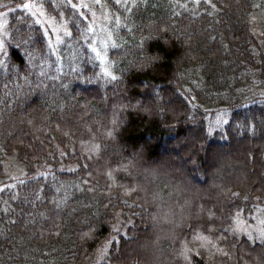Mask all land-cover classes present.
I'll use <instances>...</instances> for the list:
<instances>
[{
	"label": "trees",
	"instance_id": "1",
	"mask_svg": "<svg viewBox=\"0 0 264 264\" xmlns=\"http://www.w3.org/2000/svg\"><path fill=\"white\" fill-rule=\"evenodd\" d=\"M28 3L63 26L58 42ZM0 11V264H94L113 235L98 264H157L139 249L156 238L171 264H264V240L230 228L264 203V0H0ZM225 148L250 182L235 173L195 190ZM166 153L192 182L180 197L162 167L149 168L157 190L141 180ZM8 157L22 166L14 178Z\"/></svg>",
	"mask_w": 264,
	"mask_h": 264
},
{
	"label": "rangeland",
	"instance_id": "2",
	"mask_svg": "<svg viewBox=\"0 0 264 264\" xmlns=\"http://www.w3.org/2000/svg\"><path fill=\"white\" fill-rule=\"evenodd\" d=\"M82 1V0H81ZM85 8H89V4L88 1L84 2L83 5ZM28 8L30 10H32L40 19V21L44 22V28L46 31V34L49 36L51 41H54L55 43L58 42L60 40L61 37V30H63V26L58 25L54 22H52L51 19L47 18L43 12V10L35 3H30L28 4ZM260 16L261 13H254V15L252 16V22H253V26L254 29H257L256 26H258L259 24V20H260ZM102 20L103 21L106 18V15L103 14ZM98 24H100V21L97 22ZM5 21L3 18V13L0 11V53H1V49H2V33H3V27H4ZM103 52L100 54V58L103 60L104 56H103ZM138 105H135V107H137ZM99 116V115H97ZM90 117V115L88 116ZM78 122L81 123V120H79ZM95 123V122H94ZM86 128H89L86 126ZM222 155L220 156H213L211 157L212 160L216 161V166L218 167V169L222 170L220 173L218 171L213 172L212 175V181L210 183H207L206 185H199V187L195 186V190H200L201 189H207V188H214L215 187H221V182H222V178H228L230 177V175L232 176V178L234 177L235 173L237 175L240 176L239 182L242 181H248L246 180L245 175H242V171L244 170V166L243 163L241 162L240 158L238 159H234L232 153H231V149L225 148L223 150L220 151ZM180 156L183 155H187L188 153L186 151L180 152L179 153ZM192 155V154H191ZM168 158V159H167ZM210 158V155H209ZM179 158L177 157V155L175 153H173V155H170L169 153H166V155H163V157H161L159 160L157 161H153V162H149V161H144V163H146V166L148 167L145 170V173L142 176V182H147L150 185H155V189L157 190L160 186V182L158 180V175L161 177L162 181H165L167 184L170 185V194L168 196H170L171 194L176 196V197H180V193H182V191H187L185 189H183L184 186L183 183L186 185V183H192L191 179H182L181 182L180 178L178 177V175H174L177 174L179 171L177 170L178 168V164H179ZM184 162V161H183ZM157 167H162L163 171L158 170V175L157 177L154 175L153 172H151L150 169H156ZM177 167V168H176ZM150 168V169H149ZM183 168V166H182ZM22 167L19 165V163H17L14 158L12 157H8L6 160V171L8 174L9 178H14L16 176H18L21 172H22ZM161 169V168H160ZM157 170V169H156ZM170 170V171H169ZM214 180V181H213ZM250 182V181H248ZM206 186V187H205ZM182 189H181V188ZM178 188L181 189L178 191ZM194 190V189H193ZM167 196V197H168ZM153 200L155 202V206L157 205H162L164 204L163 201H161V199H159V195L155 194L153 195ZM157 208V207H156ZM203 211V206L201 207V211ZM157 212V211H156ZM155 212V215H157ZM154 214L151 215V218L149 219L150 221H152L151 223V227L153 225V222H155L158 219H162V218H158L159 216H155ZM120 224V218L114 223V228H118ZM150 227V225H149ZM150 227V228H151ZM231 230H233L234 232L238 233V234H242L252 240H256V239H260V240H264V203L262 205H258L252 214V220H246L241 212H237L235 214V216L232 219V223H231ZM117 232V229H114ZM115 235L111 236L109 239H107L98 249L97 251V255L95 257V262L94 264H98L99 262H101L104 258H101V252L102 250L106 249L108 246V243L112 240V237L114 238ZM145 244V243H144ZM163 243L161 241L160 238H156L154 240V242H149L147 246L143 245L139 246V249H146L144 251H146V253H148L149 256L153 257L154 260L156 261L157 264H162L164 261L168 262V264H171V262L175 259L174 255H171V251L168 252H163L162 248H163ZM146 247V248H145ZM106 251H103V256L105 254Z\"/></svg>",
	"mask_w": 264,
	"mask_h": 264
},
{
	"label": "snow or ice",
	"instance_id": "3",
	"mask_svg": "<svg viewBox=\"0 0 264 264\" xmlns=\"http://www.w3.org/2000/svg\"><path fill=\"white\" fill-rule=\"evenodd\" d=\"M118 2H119V0H118ZM24 7H28V5L27 4H25L24 5ZM87 235V234H86ZM103 251H106V249H104V250H102V252H101V258H103ZM188 257L187 256H185V259H187Z\"/></svg>",
	"mask_w": 264,
	"mask_h": 264
}]
</instances>
